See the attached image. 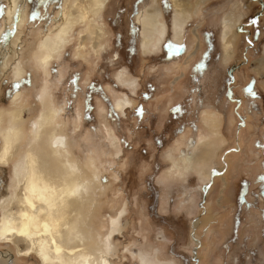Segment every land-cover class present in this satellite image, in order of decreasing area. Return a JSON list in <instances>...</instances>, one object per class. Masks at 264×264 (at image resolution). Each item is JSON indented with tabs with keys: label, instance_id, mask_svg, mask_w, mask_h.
Segmentation results:
<instances>
[{
	"label": "rangeland",
	"instance_id": "obj_1",
	"mask_svg": "<svg viewBox=\"0 0 264 264\" xmlns=\"http://www.w3.org/2000/svg\"><path fill=\"white\" fill-rule=\"evenodd\" d=\"M61 1L26 0L20 44L0 73V114L7 123L16 93L26 109L25 148L48 85L57 133L67 137L81 179L92 182L81 201L91 244L107 234L110 218L124 206L112 264H141V253L150 263L264 264V0H204L199 7L190 0L194 14L183 43L168 30L163 47L150 52L142 47L137 15L152 0H105L97 17L104 31L100 45L88 23L77 24L47 75L35 57ZM160 4L170 24L171 0ZM7 6L0 0L6 36ZM233 11V57L226 62L223 18ZM18 62L25 73L16 80ZM121 71L136 83L122 84ZM125 94L134 104L123 114L115 99ZM211 113L221 119L220 134L204 124ZM201 139H208L206 155L214 158L205 178L199 167L185 171L181 163L177 169L169 156L190 159ZM11 168L0 167V199L10 192ZM0 252L10 253L8 264H42L35 253L19 256L13 242L0 241Z\"/></svg>",
	"mask_w": 264,
	"mask_h": 264
},
{
	"label": "bare ground",
	"instance_id": "obj_2",
	"mask_svg": "<svg viewBox=\"0 0 264 264\" xmlns=\"http://www.w3.org/2000/svg\"><path fill=\"white\" fill-rule=\"evenodd\" d=\"M203 1L196 0V7ZM151 2L137 15V21L141 25L143 49L149 52L161 49L169 35L168 30H171L175 42L183 43V32L194 14L190 0H171L173 15L170 24L166 22L161 0ZM104 6L105 0L61 1L53 17L52 27L42 33L35 57L36 65L49 75L53 60L62 55L77 24L88 23L90 34L96 41L94 45L99 46L104 31L98 24L97 17ZM6 15L8 23L5 24L10 34L6 36L5 30L0 31V73L3 67L12 64L10 49H17L20 44V30L27 18L26 0H8ZM90 18H93V21ZM236 21L237 15L234 11L227 13L223 18L226 62L233 57ZM86 37H81V43H84ZM13 72L16 80H19L25 70L18 62L13 67ZM127 76L121 71L118 79L125 85L132 86L136 83L127 79ZM43 88L40 95L42 109L31 123L30 143L25 148H21V145L27 136L24 130L26 109L18 103L16 93L12 99L15 107L7 111V123L4 124V117L0 114V167L9 165L13 170L12 185L7 187V192H10L0 199V241L13 242L19 256L35 253L42 264H112L110 255L115 251L113 239L122 231L126 208L122 206L115 212L110 218L107 234L99 237L100 241L91 244L84 229V209L81 201L92 191V182L90 178L81 179L80 167L75 159L71 158L67 137L57 133V110L50 100L48 85ZM132 89L134 91V88ZM120 96L115 99V110L125 114L134 104V100L128 94ZM105 109L106 107L101 105V110ZM220 123L221 119L215 113L204 117V124L213 134H220ZM111 137L112 143H115L116 136ZM195 144V154L190 159L180 158L178 161L173 153L168 155L177 169L181 168L183 163L185 171L199 167L201 175L204 178L209 177L208 166L214 160L212 155H206V151L210 150L209 141L201 139ZM18 154L19 158H16ZM20 243H24L25 247L22 248ZM9 255L10 253L0 252V264H8L6 256ZM158 261L150 263L149 258L141 253V264H179L175 260Z\"/></svg>",
	"mask_w": 264,
	"mask_h": 264
},
{
	"label": "snow or ice",
	"instance_id": "obj_3",
	"mask_svg": "<svg viewBox=\"0 0 264 264\" xmlns=\"http://www.w3.org/2000/svg\"><path fill=\"white\" fill-rule=\"evenodd\" d=\"M34 2H35V0H34ZM2 11H3V8L0 7V12H2ZM17 12H19V9H17ZM32 15L35 16V12H33ZM13 86L14 87H18L19 86V82H16ZM109 103H110V101H109ZM137 111L139 112L140 110L138 109Z\"/></svg>",
	"mask_w": 264,
	"mask_h": 264
},
{
	"label": "flooded vegetation",
	"instance_id": "obj_4",
	"mask_svg": "<svg viewBox=\"0 0 264 264\" xmlns=\"http://www.w3.org/2000/svg\"><path fill=\"white\" fill-rule=\"evenodd\" d=\"M1 88H2V86H0V91H1ZM19 89H20V87H19L18 89L14 90L13 92H15V91H17V90H19ZM2 90H3V89H2ZM3 93H4V92H3ZM3 95H5V94H3ZM10 96H11V95H10ZM10 96H9V97H10ZM4 98H5V96H3V99H4ZM8 99H9V98H8ZM8 99H7V100H8ZM7 100H6V98H5V101H7ZM8 101H9V100H8ZM0 143H1V142H0ZM189 143H193V140L191 139Z\"/></svg>",
	"mask_w": 264,
	"mask_h": 264
}]
</instances>
